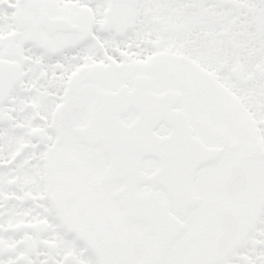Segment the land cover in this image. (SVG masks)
<instances>
[{
    "label": "snow or ice",
    "instance_id": "6c2138e0",
    "mask_svg": "<svg viewBox=\"0 0 264 264\" xmlns=\"http://www.w3.org/2000/svg\"><path fill=\"white\" fill-rule=\"evenodd\" d=\"M0 264H264V0H0Z\"/></svg>",
    "mask_w": 264,
    "mask_h": 264
}]
</instances>
